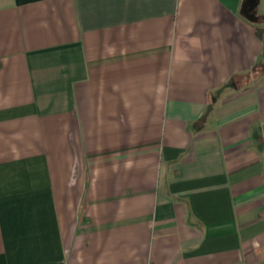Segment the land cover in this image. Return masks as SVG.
<instances>
[{
	"label": "crops",
	"instance_id": "obj_1",
	"mask_svg": "<svg viewBox=\"0 0 264 264\" xmlns=\"http://www.w3.org/2000/svg\"><path fill=\"white\" fill-rule=\"evenodd\" d=\"M257 32L264 0H0V264H264Z\"/></svg>",
	"mask_w": 264,
	"mask_h": 264
},
{
	"label": "trees",
	"instance_id": "obj_2",
	"mask_svg": "<svg viewBox=\"0 0 264 264\" xmlns=\"http://www.w3.org/2000/svg\"><path fill=\"white\" fill-rule=\"evenodd\" d=\"M251 3H253V2H248V3H246L245 5H244V7L246 8V7H250L252 4ZM263 33L262 32H257V35L259 36V37H263V41H264V36L262 35Z\"/></svg>",
	"mask_w": 264,
	"mask_h": 264
},
{
	"label": "rangeland",
	"instance_id": "obj_3",
	"mask_svg": "<svg viewBox=\"0 0 264 264\" xmlns=\"http://www.w3.org/2000/svg\"><path fill=\"white\" fill-rule=\"evenodd\" d=\"M252 4V3H251ZM246 11V10H245Z\"/></svg>",
	"mask_w": 264,
	"mask_h": 264
}]
</instances>
